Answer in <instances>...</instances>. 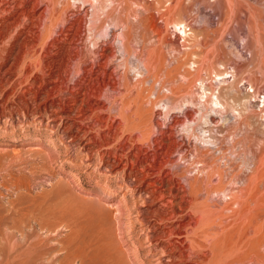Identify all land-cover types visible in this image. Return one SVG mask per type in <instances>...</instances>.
I'll return each instance as SVG.
<instances>
[{
    "label": "rangeland",
    "instance_id": "1",
    "mask_svg": "<svg viewBox=\"0 0 264 264\" xmlns=\"http://www.w3.org/2000/svg\"><path fill=\"white\" fill-rule=\"evenodd\" d=\"M46 1L0 4V264H264V0Z\"/></svg>",
    "mask_w": 264,
    "mask_h": 264
},
{
    "label": "bare ground",
    "instance_id": "2",
    "mask_svg": "<svg viewBox=\"0 0 264 264\" xmlns=\"http://www.w3.org/2000/svg\"><path fill=\"white\" fill-rule=\"evenodd\" d=\"M2 1V0H1ZM7 1V0H6ZM44 1H46V0H8V2L4 5V3L3 2H1L0 4H1V8L3 9V12H4V14L6 15L7 13H11V12H13V11H15V9H16V4H19V6L20 7H23L24 8V6H27V5H29V4H31V12H33L34 14L35 13H37L38 12V10H39V6H40V4H41V2H44ZM83 1V0H82ZM85 1V0H84ZM47 2V1H46ZM62 2V1H61ZM61 2L59 3V0H57V3H59L58 5L61 7ZM81 2V1H80ZM89 2V1H88ZM261 2V1H260ZM8 3H10V4H12V5H14L13 7H11V6H9L8 5ZM3 4V5H2ZM47 4V7H49V8H51L50 7V5L48 4V2L46 3ZM64 4V3H63ZM84 3H82V5H83ZM261 5V4H260ZM58 6V7H59ZM84 6V5H83ZM82 6V7H83ZM261 6H263V5H261ZM19 7V8H20ZM45 7H46V5H45ZM63 7V6H62ZM46 10V9H45ZM56 10V9H55ZM57 10H58V8H57ZM78 10V9H77ZM2 11V10H1ZM47 11V10H46ZM51 11H52V9H51ZM22 12V14L25 12V11H21ZM30 12V11H29ZM81 12V11H80ZM82 13V12H81ZM103 13V12H102ZM2 14V13H1ZM80 13H79V11H77V14L76 15H78V16H80L79 15ZM4 15V16H5ZM33 15V14H32ZM44 14L42 13V12H40L39 14H38V16L36 17V18H34L35 19V21H36V23L38 24V25H40V23L42 22V16H43ZM46 15V14H45ZM55 15V14H54ZM27 15L26 14H23V16H21V17H26ZM49 17H50V15H49ZM84 17H85V15H84ZM61 18V17H60ZM86 18V17H85ZM24 20L26 19V18H23ZM55 19V18H54ZM77 19H78V17H77ZM27 20H28V18H27ZM78 20H80V21H82V18L81 17H79V19ZM33 21V20H32ZM67 21V20H66ZM79 21V22H80ZM34 22V21H33ZM119 23V22H118ZM25 24V23H24ZM32 24V23H31ZM58 24V23H57ZM70 24V23H69ZM117 24V23H116ZM120 24H122V23H120ZM119 24V25H120ZM177 24V23H176ZM67 25V24H66ZM118 24H117V26H119ZM178 25V24H177ZM34 26V25H33ZM116 26V25H115ZM114 25H113V27L112 28H114L115 27ZM121 26V25H120ZM129 26V25H128ZM132 26V25H131ZM40 27H41V25H40ZM124 28H125V26H123ZM64 28V27H63ZM66 28V27H65ZM68 28V27H67ZM66 28V29H67ZM123 28V29H124ZM128 28V27H127ZM37 29V28H36ZM40 30V29H39ZM46 30V29H45ZM115 30H117V29H115ZM126 31H128V30H126ZM133 31V30H132ZM40 32V31H39ZM63 32V31H62ZM122 32V31H121ZM124 32H125V30H124ZM30 33H34V32H30ZM41 33V32H40ZM116 33V32H115ZM115 33H112V36L115 34ZM127 33L128 32H126L125 34L124 33H122L123 35H124V37H126L125 35H127ZM60 34V33H59ZM119 34V33H118ZM129 34V33H128ZM184 34H185V32H184ZM40 36L42 35V34H39ZM44 35V34H43ZM120 35V34H119ZM132 35V34H131ZM38 35H36V37H37ZM115 36H116V34H115ZM39 37V36H38ZM66 37V36H65ZM134 37V36H133ZM260 37V36H259ZM40 38V37H39ZM43 38V37H42ZM52 38V37H51ZM119 38H121V36L119 37ZM127 38V37H126ZM125 38V39H126ZM50 39V38H49ZM122 39V38H121ZM124 39V40H125ZM257 39H259L258 37H257ZM37 40V39H36ZM51 40V39H50ZM73 40V39H72ZM79 40V39H78ZM127 40V39H126ZM131 40V39H130ZM134 40V39H133ZM38 41V40H37ZM122 41V40H121ZM38 42H40V41H38ZM78 42V41H77ZM80 42V41H79ZM84 42V41H83ZM123 42V41H122ZM131 42V41H130ZM129 42V43H130ZM134 42V41H133ZM44 43H45V41H44ZM58 43V42H57ZM69 43H70V41H69ZM72 43V42H71ZM70 43V44H71ZM74 43V42H73ZM104 43V42H103ZM132 43V42H131ZM48 44V43H47ZM133 44V43H132ZM53 45V44H52ZM76 45V44H75ZM74 45V46H75ZM105 45H106V43H105ZM104 45V46H105ZM122 47H125L126 46V42L125 43H122ZM129 45V44H128ZM79 46V45H78ZM54 46H52V48H53ZM84 47V46H83ZM109 47V46H108ZM48 48H50L49 46H48ZM81 48H82V46H81ZM128 48V47H127ZM127 48H124V50L125 49H127ZM79 49H80V47H79ZM75 50V49H74ZM83 50V49H82ZM81 50V51H82ZM128 50V49H127ZM29 51V50H28ZM77 50H75V52H76ZM80 51V54L79 55H77V57H76V59L77 58H79L80 60L79 61H82V52ZM126 51V50H125ZM130 51V50H129ZM128 51V52H129ZM46 52L48 53L49 51H47V49H46ZM45 52V53H46ZM92 52H94L95 54L97 53V51H95V48H94V50L92 51ZM93 53V54H94ZM27 54H28V52H27ZM30 54V53H29ZM26 55V54H25ZM24 55V56H25ZM70 55V54H69ZM74 55H75V53H74ZM83 56H85V55H83ZM96 56H97V54H96ZM27 57V56H26ZM72 57V56H71ZM107 57V59H109L110 57H111V55L110 56H106ZM96 58V57H95ZM98 58V57H97ZM27 59V58H26ZM39 59V58H38ZM84 59H85V57H84ZM104 59V58H103ZM28 60L29 59H27V62H28ZM106 60V59H105ZM73 61V60H72ZM78 61V62H79ZM84 61H86V60H84ZM77 62V61H76ZM75 62V63H76ZM78 62L76 63V64H78ZM87 62V61H86ZM28 63H31L30 61L28 62ZM33 64V63H32ZM31 64V65H32ZM71 64V63H70ZM69 64V65H70ZM84 64V63H83ZM30 64H27L26 66H25V68L27 69V70H31L32 69V66H33V68H34V65H32L31 66ZM81 65V64H80ZM79 65V66H80ZM109 65V62L107 61L106 63H105V66H106V68H107V66ZM75 66V65H74ZM37 68V67H36ZM105 68V69H106ZM26 69H25V71H26ZM71 69V68H70ZM77 69H78V67H77ZM32 70H35V69H32ZM31 70V71H32ZM72 70H74V69H72ZM76 70V69H75ZM104 70V69H103ZM81 71V70H80ZM77 72H79L78 70H77ZM83 72V71H82ZM113 72H115V71H113ZM33 73V72H32ZM80 73V72H79ZM29 74H30V72H29ZM31 75V74H30ZM30 75H28V73H27V76L26 77H29ZM69 75V74H68ZM103 76V75H102ZM121 78V77H120ZM231 78V77H230ZM144 79V78H143ZM63 84V83H62ZM64 85V84H63ZM63 85H61V86H63ZM66 85V84H65ZM101 85V84H100ZM107 85V84H106ZM61 88V87H60ZM114 89V88H113ZM199 89L201 90L200 92H201V94H200V96H198L199 97V99H198V103H200L199 105H205L206 103L208 104L209 103V105L211 106V110H212V112L214 113V114H209V113H207V112H205V113H207L206 114V116L205 115H203V113L200 115L203 119H204V117H207V118H205V119H207V121L204 123V124H211V126H212V123H215V119L217 118V116H219V115H222L223 113V111L225 110V106L224 105H222L221 103H220V100H219V97H218V94H215V93H210V92H207V89L203 86H200L199 87ZM98 90H101V89H98ZM60 91V90H59ZM62 91V90H61ZM60 91V92H61ZM96 91H97V89H96ZM116 91V90H115ZM63 92V91H62ZM101 93V92H100ZM99 93V94H100ZM137 93V92H136ZM62 94V93H61ZM208 95H209V97H210V100L208 101L207 100V97H208ZM112 99V98H111ZM152 100V99H151ZM203 100V101H202ZM200 101V102H199ZM208 101V102H207ZM193 102V101H192ZM191 104H193V103H191ZM196 105V104H195ZM187 108H188V106H189V104H187V105H185ZM209 106V107H210ZM173 107H166V112H168L170 109H172ZM180 108V107H179ZM201 108V107H200ZM203 108V107H202ZM207 108H208V106H207ZM201 110V109H200ZM204 110H206V109H204ZM86 111V110H85ZM202 111V110H201ZM200 111V112H201ZM87 112V111H86ZM197 113V112H196ZM218 113H219V115H218ZM195 114V113H194ZM200 114V113H199ZM86 115L88 116V114L86 113ZM170 115V114H169ZM184 118L186 119V121L187 122H189V120L190 119H193V116H190V117H188V116H186V113L184 112ZM179 117V116H178ZM200 117V118H201ZM83 118H85V117H83ZM89 118V117H88ZM165 118V117H164ZM174 118V117H173ZM181 118V117H180ZM201 118V119H202ZM85 120H87L86 118H85ZM85 120H83V121H85ZM172 121H174L175 122V124H176V122H178L177 121V119H174V120H172ZM205 121V120H204ZM157 123V122H156ZM158 124V123H157ZM163 124H164V121H163ZM163 124H162V126H163ZM174 124V123H173ZM216 124V123H215ZM159 125V124H158ZM169 125V124H168ZM172 125V124H171ZM177 125V124H176ZM94 126V125H93ZM97 126V125H96ZM151 127V126H150ZM164 127H165V125H164ZM186 127V126H185ZM185 127H184V130H185ZM191 127V126H190ZM190 127H189V129H190ZM155 128H156V126H155ZM161 128H163V127H161ZM160 128V129H161ZM168 128V127H167ZM170 128V127H169ZM191 128H193V127H191ZM173 129V128H172ZM177 129V128H176ZM180 129V128H179ZM178 129V130H179ZM183 129V128H182ZM184 130L183 131H181V132H184ZM214 130V129H213ZM177 131V130H176ZM185 131H188V129L186 128V130ZM194 131V130H193ZM160 132V131H159ZM163 132V131H162ZM178 132V131H177ZM192 132V131H191ZM188 133H189V131H188ZM201 133V132H200ZM107 134H109V133H107ZM107 134H106V136H107ZM159 134V133H158ZM179 134V133H178ZM182 134V133H181ZM97 135H100V134H97ZM173 135V134H172ZM171 135V136H172ZM184 135H185V133H184ZM195 135V134H194ZM175 136V135H174ZM177 136V135H176ZM187 136V135H186ZM96 137V136H95ZM102 137V136H101ZM97 139H99L98 137H96ZM106 138H108V137H106ZM131 139V138H130ZM132 139H134V138H132ZM131 139V140H132ZM173 142H174V148L176 149V152L177 153H181V151L183 150V147H185V145L183 146V142H184V139H183V137L181 138V142H180V140H177L176 138H174L173 137ZM205 143V142H204ZM212 143V142H211ZM188 147V146H187ZM173 148V149H174ZM186 150V149H185ZM185 150H183V151H185ZM140 152H145V151H140ZM173 152H175V151H173ZM186 152V151H185ZM197 152V155H198V151H196ZM195 152V153H196ZM187 153V152H186ZM146 154V153H145ZM174 154V153H173ZM185 153H183V156H186V155H184ZM170 155V154H169ZM176 155V154H175ZM201 155H202V153H201ZM200 155V156H201ZM182 156V157H183ZM181 156H180V158H182ZM195 157V156H194ZM202 157H203V155H202ZM206 157V156H205ZM179 158V157H178ZM186 158V157H185ZM195 158H197V157H195ZM198 158H199V156H198ZM204 159V158H203ZM198 161H200V160H198ZM202 163V161L200 162V164ZM171 164V163H170ZM197 164V163H196ZM195 164V165H196ZM197 165H199V163L197 164ZM199 167H201V166H199ZM202 168H204L203 166H202ZM198 170V169H197ZM203 172V171H202ZM201 172V173H202ZM197 173V172H196ZM199 176H201L200 174H199ZM203 177V176H202ZM198 178V177H197ZM200 178V177H199ZM182 179V178H181ZM178 181V180H177ZM179 182V181H178ZM174 183V182H173ZM177 183V182H176ZM152 186V185H151ZM171 188V187H170ZM176 188L178 189V190H180L181 191V196H180V199H181V202H183L184 201V199H185V196H186V194L188 193V192H186V190H185V187L184 186H181V185H179V184H177L176 185ZM176 189V190H177ZM169 190V189H168ZM172 190H173V188H172ZM162 194V193H161ZM173 196H174V194H172ZM165 196V195H164ZM164 196H162L161 198H162V200L164 199ZM172 196V197H173ZM166 199V198H165ZM171 199V198H170ZM167 202V201H166ZM173 203V202H172ZM190 203V202H189ZM167 204V203H166ZM166 207H167V205H166ZM172 207H173V205H172ZM171 207V202L169 201V203H168V208H169V212L167 213V218L164 220L166 223H164V226H163V229L166 231L165 233H166V235H167V238L166 239H168L167 240V242H168V244L169 245H171V246H174L176 249H178L180 252H181V254L183 255V257L186 259V260H191L192 258H191V256H192V254H191V250L188 248V246H187V244H186V242L185 241H183L182 240V238H184V231H185V228H186V224L184 223V218H183V215H182V213L183 212H181L180 211V213L179 212H176V211H174V208H172ZM178 209V208H177ZM180 209V208H179ZM183 209V208H182ZM168 210V209H167ZM184 210V209H183ZM163 221V222H164ZM187 233V232H186ZM189 262V261H188ZM198 264H199V262H198Z\"/></svg>",
    "mask_w": 264,
    "mask_h": 264
},
{
    "label": "built area",
    "instance_id": "3",
    "mask_svg": "<svg viewBox=\"0 0 264 264\" xmlns=\"http://www.w3.org/2000/svg\"><path fill=\"white\" fill-rule=\"evenodd\" d=\"M246 90L250 94L254 93L253 90L250 89V88H247ZM256 101H257L256 102L257 106H259V107H263L264 106V91L259 93V94L258 93L256 94Z\"/></svg>",
    "mask_w": 264,
    "mask_h": 264
}]
</instances>
